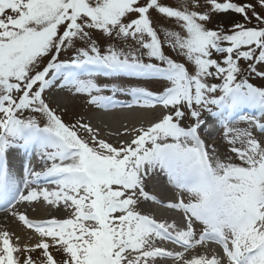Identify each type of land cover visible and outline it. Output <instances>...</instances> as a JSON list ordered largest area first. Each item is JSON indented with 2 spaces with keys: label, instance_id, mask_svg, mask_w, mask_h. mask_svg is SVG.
I'll return each instance as SVG.
<instances>
[{
  "label": "snow or ice",
  "instance_id": "obj_1",
  "mask_svg": "<svg viewBox=\"0 0 264 264\" xmlns=\"http://www.w3.org/2000/svg\"><path fill=\"white\" fill-rule=\"evenodd\" d=\"M204 5L208 11L196 10ZM204 5L201 0H180L179 7L159 0H0V207L42 197L67 213L44 221L19 214L41 239L22 246L18 237L14 243L12 233L0 230V264H156L165 257L177 264H264V146L250 130L264 133V123L241 115L249 129L226 127V137L234 134L230 143L238 139L245 145L231 149L241 164L216 160L213 166L215 147L210 155L200 136L245 108L264 116V86L247 78L264 80V0H204ZM152 9L177 21L182 31L166 30L162 43ZM229 12L242 19L227 31L223 25L206 27L213 13ZM165 45L185 62L166 55ZM63 53L69 57L61 59ZM98 74L167 81L170 86L161 93L127 90L136 104H160L165 111L118 146L99 139L88 124L67 125L45 93L74 90L87 93L89 103L115 106L93 95L108 88L94 82ZM21 148L29 155L35 150L45 170L33 171L25 162L17 181L9 173L8 153ZM156 169L191 196L187 203L167 205L183 210L184 229L139 210L145 201L160 203L145 191V179ZM42 178L55 188L34 187ZM194 221L204 225L195 240ZM157 239L185 251L213 239L222 255L186 259L183 252L157 247Z\"/></svg>",
  "mask_w": 264,
  "mask_h": 264
},
{
  "label": "bare ground",
  "instance_id": "obj_2",
  "mask_svg": "<svg viewBox=\"0 0 264 264\" xmlns=\"http://www.w3.org/2000/svg\"><path fill=\"white\" fill-rule=\"evenodd\" d=\"M54 101L58 102L60 106L67 107L70 105V102L57 95L53 98ZM111 108L101 106V108L94 109L92 117H90L89 126L93 129V133L98 136L99 139H104L113 145L118 146L121 142L125 140H130L134 135L135 131L140 128H148L152 121L155 119V116L158 115L157 109H152L149 111H136L129 110L126 112H114ZM123 120L128 124L120 127V121ZM203 136V140L206 141L208 137ZM35 156L36 152L33 150ZM37 159L40 158L37 156ZM42 163V161H41ZM152 174H149L151 177ZM21 190L23 191V185H20ZM48 189V188H47ZM145 189L150 196H155L160 203L155 201L148 200L140 205V211L142 214H148L154 219H162L165 223H175L179 229H184L183 225H178L177 220L171 217L168 214H164L162 211L163 208L167 207L166 202L169 201V193L162 188L161 186L152 187L145 186ZM41 197L37 201L32 202H22L18 203L15 208L8 210L6 213H0V230H8L13 234V242H17L16 238H19V243L23 245H34L41 238L39 234L35 231H31L27 228L21 221H19V214H24L28 218L35 219V221H44L51 218L63 219L66 218L67 213L64 211H58L56 205H52L50 213H44L42 207L36 204L38 201L42 200ZM143 199V198H142ZM161 206V207H160ZM12 211L17 212V216H12ZM164 248V247H162ZM167 251L180 252L174 248L165 247ZM209 248L204 247V245L199 244L193 249V251H184L186 259H192L197 256H206L207 258H212L213 256L209 255ZM156 264H177V261L172 258H157Z\"/></svg>",
  "mask_w": 264,
  "mask_h": 264
},
{
  "label": "rangeland",
  "instance_id": "obj_3",
  "mask_svg": "<svg viewBox=\"0 0 264 264\" xmlns=\"http://www.w3.org/2000/svg\"><path fill=\"white\" fill-rule=\"evenodd\" d=\"M225 0H218V2H224ZM231 2L236 3H251L255 4L256 0H231ZM141 3H146V0H141ZM159 3L165 6H172V7H179L180 6V0H159ZM201 4L204 5V0H201ZM197 11H208V6L204 5L199 9H196ZM257 11H260L259 8H257ZM235 14V13H234ZM150 16L153 20V27L157 30L158 35L161 38V41L163 43L164 41V32L166 30H175V31H182L178 25L177 21L174 19H168L161 14H159L155 9L150 10ZM242 18L237 17L236 15L228 14V13H213L212 14V22L207 23L206 27L208 28H219L221 25L224 26L225 31H227L231 23L234 20H241ZM98 45L100 42H97ZM103 49V46H102ZM166 55H169L171 58L179 61V62H185V59L182 55L178 54L176 51L169 48L167 45L163 48ZM69 57L68 53H63L61 55V59H67ZM243 63V62H242ZM113 79L118 81L116 84L112 83H102L97 82L96 84H103V86L107 85L108 87L114 89V93L118 95H128V91L131 88L134 87H140L144 88L146 90L152 91L153 93H161L166 86H170L167 81L163 83V85L158 82L157 80L151 79V78H139V77H128L123 74L113 76ZM249 79L252 81V83L259 87L264 86V80H262L260 77L256 75H252L249 77ZM123 90V91H122ZM88 96H80V94L75 95L74 97L65 96V99H67L70 102V105L67 107L60 106V104L54 100L52 102H48L50 106L55 110L56 114L61 116L64 123L71 126L73 124H88L90 122V117L93 115V110L87 106L85 103ZM128 123L123 121L120 123V127H123L127 125ZM78 134L81 135L82 132L77 129ZM86 136L85 133H82L81 136ZM234 134H229L227 137L225 134L223 135L222 139H219L217 141V144L215 145V152L218 153V155L230 157V162L241 164V161L237 157V154H231L230 152L227 153V149L235 148H243L245 145H242L240 140H235L234 143H230L229 141L233 140ZM258 140V139H257ZM262 143V140H260ZM34 258L39 256V252H36L33 254Z\"/></svg>",
  "mask_w": 264,
  "mask_h": 264
}]
</instances>
